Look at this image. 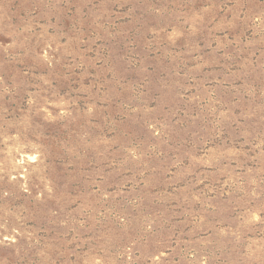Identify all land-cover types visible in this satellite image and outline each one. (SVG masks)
<instances>
[{"label":"rangeland","instance_id":"obj_1","mask_svg":"<svg viewBox=\"0 0 264 264\" xmlns=\"http://www.w3.org/2000/svg\"><path fill=\"white\" fill-rule=\"evenodd\" d=\"M0 264H264V0H0Z\"/></svg>","mask_w":264,"mask_h":264}]
</instances>
